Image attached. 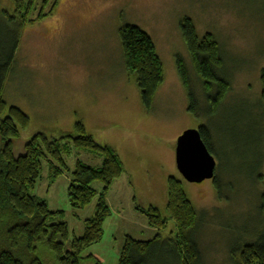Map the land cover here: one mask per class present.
<instances>
[{
    "label": "rangeland",
    "instance_id": "374dc122",
    "mask_svg": "<svg viewBox=\"0 0 264 264\" xmlns=\"http://www.w3.org/2000/svg\"><path fill=\"white\" fill-rule=\"evenodd\" d=\"M0 8L12 11L9 0H0ZM185 18L192 20L199 38L210 33L220 46L230 91L214 116L208 115L183 41L180 23ZM125 25L152 39L163 65L164 82L150 111L142 104L135 77L125 69L119 38ZM177 57L189 71L199 118L188 111ZM263 71L264 0H59L51 17L24 30L3 92L8 107L29 117L15 142L16 155L37 134L74 136L80 122L97 143L116 151L125 169L109 191L111 216L103 237L83 255L92 258L81 264H119L127 236L148 241L159 233L162 241L172 238V222L158 232L135 210L155 208L167 218L169 177L182 183L200 216L196 237L201 264H233L232 246L252 242L264 231ZM202 126L211 133L221 196L213 180L189 183L176 167L178 138ZM64 158L68 171L53 184L44 163L34 194L52 212H60L50 222L66 223L72 240L83 235L95 210V201L84 210L70 206L72 173L77 161L98 168L101 159L76 150ZM93 188L100 192L102 185L97 182ZM45 254L41 249L42 259ZM154 264L173 263L162 258Z\"/></svg>",
    "mask_w": 264,
    "mask_h": 264
},
{
    "label": "trees",
    "instance_id": "16d2710c",
    "mask_svg": "<svg viewBox=\"0 0 264 264\" xmlns=\"http://www.w3.org/2000/svg\"><path fill=\"white\" fill-rule=\"evenodd\" d=\"M12 11L0 8V264H81L92 256L84 253L100 243L104 223L111 216L107 196L113 184L120 180L125 169L116 151L97 143L82 123L75 126L74 136L49 138L44 134L32 137L24 146L23 153L16 155L14 145L20 129L29 125V117L16 107H8L3 92L12 72L23 32L51 17L58 8L59 0H9ZM195 75L200 82L208 103L209 116L218 113L230 91V84L222 74L224 60L220 46L210 33L199 38L196 27L189 18L180 23ZM119 38L128 75L134 76L144 108L150 111L155 95L164 82L163 65L152 39L141 29L125 25L119 30ZM178 77L185 89L188 111L199 118V100L194 93L189 71L184 60L176 59ZM261 100L264 108V71L261 74ZM201 138L214 156L211 133L208 126L199 128ZM72 150L97 155L101 167L95 168L77 161L68 189L70 206L84 210L95 201L94 214L85 221L81 237L70 240L66 223H51L52 212L46 201L34 194L41 178L44 163L53 184L68 168L65 155ZM102 189L97 192L94 183ZM221 196L222 184L213 180ZM167 218L155 208L137 212L146 217L148 225L161 232L170 221L175 226L172 238L162 241L158 233L152 240L143 241L127 236L119 264H154L162 258L173 264H201V252L197 242L200 216L188 200L182 183L169 177ZM264 213V193L261 196ZM46 254L40 256V250ZM233 264H264V231L254 241L233 245L230 250Z\"/></svg>",
    "mask_w": 264,
    "mask_h": 264
},
{
    "label": "water",
    "instance_id": "95a60500",
    "mask_svg": "<svg viewBox=\"0 0 264 264\" xmlns=\"http://www.w3.org/2000/svg\"><path fill=\"white\" fill-rule=\"evenodd\" d=\"M176 167L182 178L200 185L214 180L216 161L203 142L199 130H187L177 140Z\"/></svg>",
    "mask_w": 264,
    "mask_h": 264
},
{
    "label": "crops",
    "instance_id": "0c3cea01",
    "mask_svg": "<svg viewBox=\"0 0 264 264\" xmlns=\"http://www.w3.org/2000/svg\"><path fill=\"white\" fill-rule=\"evenodd\" d=\"M118 181H119V180H118ZM118 181H116V182L113 184V186H114ZM113 186H112V187H113ZM110 190H111V189H110ZM108 195H109V194H108ZM107 202H108L109 207H111V205H110V203H109V201H108V196H107ZM110 210H111V208H110ZM135 210H136V208H135ZM136 211H137V210H136ZM148 231H149V230H148ZM150 232H151V231H150ZM150 232H149V233H150ZM132 238H133V237H132ZM143 241H144V240H143Z\"/></svg>",
    "mask_w": 264,
    "mask_h": 264
}]
</instances>
